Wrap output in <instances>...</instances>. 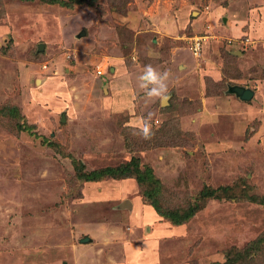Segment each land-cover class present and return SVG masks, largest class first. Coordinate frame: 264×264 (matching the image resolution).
<instances>
[{
    "label": "rangeland",
    "instance_id": "1",
    "mask_svg": "<svg viewBox=\"0 0 264 264\" xmlns=\"http://www.w3.org/2000/svg\"><path fill=\"white\" fill-rule=\"evenodd\" d=\"M263 12L264 0H0V264H124L129 241L138 264L149 238L159 264H264ZM149 64L170 73L163 106L139 87ZM70 157L88 171L140 158L183 224L136 223L121 204H147L137 181L82 183Z\"/></svg>",
    "mask_w": 264,
    "mask_h": 264
},
{
    "label": "trees",
    "instance_id": "2",
    "mask_svg": "<svg viewBox=\"0 0 264 264\" xmlns=\"http://www.w3.org/2000/svg\"><path fill=\"white\" fill-rule=\"evenodd\" d=\"M9 110L10 113L13 114L15 108L10 107ZM2 114H4V112L2 109H0V115ZM21 127L24 128V126ZM30 127L33 129V126ZM70 158L74 168L79 170V174L77 171V176L80 179V182L84 183L89 181H101L103 178L105 179L107 177H112L114 179L134 178L139 185L141 196L144 198L147 204H150L156 210V212L159 215L165 217L166 220H170L174 226H181L183 224L181 223L180 218H178L180 212L172 215L169 210L162 209L160 203L163 190L162 183L158 179V176L155 174L151 166L142 167L140 158L132 157L131 160L117 167H105L92 171H88L83 162L72 157ZM212 195L213 194H211V196ZM192 214L194 215V213ZM226 264H228V262H226Z\"/></svg>",
    "mask_w": 264,
    "mask_h": 264
},
{
    "label": "clouds",
    "instance_id": "3",
    "mask_svg": "<svg viewBox=\"0 0 264 264\" xmlns=\"http://www.w3.org/2000/svg\"><path fill=\"white\" fill-rule=\"evenodd\" d=\"M170 73L159 72L151 64L144 67L143 73L138 77L139 87L145 90V95L150 102H159L165 105L170 99L169 81ZM151 114H149V117ZM139 133L145 140H150L154 136L149 119H143L139 125Z\"/></svg>",
    "mask_w": 264,
    "mask_h": 264
},
{
    "label": "crops",
    "instance_id": "4",
    "mask_svg": "<svg viewBox=\"0 0 264 264\" xmlns=\"http://www.w3.org/2000/svg\"><path fill=\"white\" fill-rule=\"evenodd\" d=\"M263 18H264V12H263ZM264 25V21H263V24H262V26ZM44 49H45V45H44ZM113 70V69H112ZM114 71V70H113ZM100 75H103V71H102V73L100 74ZM125 85H127V82H125ZM235 85H238V84H235ZM235 85H233V86H235ZM239 86H241V85H239ZM230 87H232V86H230ZM229 87V88H230ZM245 87V86H244ZM246 88H249V89H251V90H253V93H254V97H255V90L253 89V88H250V87H246ZM229 91V90H228ZM232 94V93H231ZM234 94V93H233ZM236 95V94H235ZM237 96V95H236ZM238 98H240L239 96H237ZM253 97V98H254ZM252 98V99H253ZM241 99V98H240ZM251 99V100H252ZM241 100H243V99H241ZM250 100V101H251ZM243 101H245V100H243ZM247 102H249V101H247ZM167 104V103H166ZM115 106V105H114ZM113 106V107H114ZM65 115V114H64ZM65 117H66V115H65ZM95 183H98V182H95ZM96 194V193H95ZM94 194V195H95ZM120 197L121 196H119V198H117V200H120ZM135 199L136 198H134V199H132V200H130V201H128V200H126L125 202H123L121 205H122V208H128V209H130L131 211L132 210H134L135 211V209L137 210V211H135V212H137L136 214H134V216H130V217H133V218H135V221L136 220H138V219H140V222L142 221V219H143V217L144 216H146L145 214H147V216H146V218L147 217H151V215L153 214L152 212H154V213H157L156 212V210L150 205V204H143L142 202H141V204H138V203H140L139 202V200H138V203H135ZM128 203H130L131 204V208L128 206ZM125 205V206H124ZM127 205V206H126ZM145 213V214H144ZM150 213V214H149ZM149 215V216H148ZM136 216H138L139 218H136ZM157 218H159L158 216H156ZM154 219H157V218H155V217H153ZM137 222H139V221H136V223ZM147 228H148V226H146ZM150 229V228H149ZM150 231H152L153 232V230H150ZM157 231H159V229H155L154 230V233H158V234H160V231L159 232H157ZM110 235H113V232L110 234ZM158 237H160V236H158ZM86 238H88V241H82L83 239H81V241L80 242H84V243H92L93 242V239L91 238V237H89V236H86L84 239H86ZM157 238V237H156ZM159 239V238H158ZM149 240V244H150V246L152 245V251L150 252V254H149V251L148 250H144V252L143 253H141V256L139 257V263L138 264H159L160 263V261H159V259L161 258V255L157 252V251H155V249H154V247L155 246H157V240L156 239H153V238H149L148 239ZM151 242V243H150ZM149 247V246H148ZM135 250H137V248H136V243L135 242H131V241H129V242H126V244H125V250L124 251H126L127 252V256H128V259L124 262V264L126 263V262H128V264H133V263H136L137 261H135L134 259H135V257L133 256V252L135 251ZM136 252H138V251H136ZM157 253V254H156ZM149 256H151L152 258H150ZM104 264V263H103ZM106 264H110V263H106Z\"/></svg>",
    "mask_w": 264,
    "mask_h": 264
},
{
    "label": "water",
    "instance_id": "5",
    "mask_svg": "<svg viewBox=\"0 0 264 264\" xmlns=\"http://www.w3.org/2000/svg\"><path fill=\"white\" fill-rule=\"evenodd\" d=\"M40 48L44 49V45H41ZM228 92L236 94L237 96H239L241 99H243L245 101H250L254 97L253 90L246 88L244 86H239V85H235V86L230 87ZM62 120H63V122L66 121L65 115H63ZM128 206L130 208L132 207L130 203H128ZM82 241H88V238L83 239Z\"/></svg>",
    "mask_w": 264,
    "mask_h": 264
},
{
    "label": "built area",
    "instance_id": "6",
    "mask_svg": "<svg viewBox=\"0 0 264 264\" xmlns=\"http://www.w3.org/2000/svg\"><path fill=\"white\" fill-rule=\"evenodd\" d=\"M199 45V44H198ZM99 74H101L102 73V70H99V72H98Z\"/></svg>",
    "mask_w": 264,
    "mask_h": 264
}]
</instances>
